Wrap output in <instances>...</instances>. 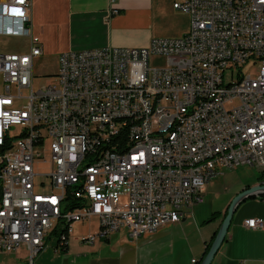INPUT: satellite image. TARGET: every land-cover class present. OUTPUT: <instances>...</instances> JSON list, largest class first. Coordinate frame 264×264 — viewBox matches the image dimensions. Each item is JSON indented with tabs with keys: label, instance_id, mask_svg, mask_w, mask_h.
Masks as SVG:
<instances>
[{
	"label": "built area",
	"instance_id": "obj_1",
	"mask_svg": "<svg viewBox=\"0 0 264 264\" xmlns=\"http://www.w3.org/2000/svg\"><path fill=\"white\" fill-rule=\"evenodd\" d=\"M173 7L190 17L184 35L62 52L58 84L35 90L44 49L32 0H0V37L30 39L26 53H0V253L25 247L33 264L49 240L67 243L71 224L92 219L102 237L137 239L193 214L224 169L264 170V0ZM152 55L166 66L152 67ZM37 160L50 165L39 184ZM68 197L80 206L67 210Z\"/></svg>",
	"mask_w": 264,
	"mask_h": 264
},
{
	"label": "crops",
	"instance_id": "obj_2",
	"mask_svg": "<svg viewBox=\"0 0 264 264\" xmlns=\"http://www.w3.org/2000/svg\"><path fill=\"white\" fill-rule=\"evenodd\" d=\"M174 1L116 0L118 13H113L110 0H32V35L41 41L43 55L57 54L58 60L68 50L144 47L154 38L179 37L189 31L190 26L179 34L175 18L182 12L174 9ZM26 39L29 47L23 53L30 50V39ZM263 178L264 170L253 169V182H239L220 193L217 199H225L219 205H208L205 200L180 222L137 239L124 229L110 238L102 237L97 219L74 222L67 236L68 248L64 250L55 238L51 239L34 257L33 264H196L218 232L233 198ZM215 212L221 214L212 220ZM248 218L264 219L263 195L248 198L238 206L211 264H264V228L244 227ZM92 236L94 241H90ZM28 256L25 247L14 253H0V264H29Z\"/></svg>",
	"mask_w": 264,
	"mask_h": 264
},
{
	"label": "rangeland",
	"instance_id": "obj_3",
	"mask_svg": "<svg viewBox=\"0 0 264 264\" xmlns=\"http://www.w3.org/2000/svg\"><path fill=\"white\" fill-rule=\"evenodd\" d=\"M175 24L178 26L179 34L184 33L189 29L190 18L183 13H178L175 18ZM177 34V35H179ZM29 47V41L24 37H0V53L2 52H24L27 51ZM152 67H165L166 66V57L162 55H152L150 59ZM251 70L250 66H247L244 69L245 73H248ZM58 71V56L57 54L46 53L41 58H39L34 64V74L35 78V90H38L40 87L48 84H58L57 78L55 75ZM235 75L238 74V68L234 69ZM227 81L231 82V69L227 71ZM3 88L2 78L0 76V91ZM36 183L39 184L44 178L41 174L48 172L50 165L48 162L44 163L40 160H37L36 165ZM253 169L255 167H250L247 165L237 167L235 169H224L223 174H220L213 178L208 185L210 194L206 196V202L208 205L210 203H215L219 205L220 201L217 199L221 194L227 192V189H230L231 186L236 185L239 182H253ZM207 188V192H208ZM120 194L122 199H126L128 188L127 186H121ZM217 193V195H216Z\"/></svg>",
	"mask_w": 264,
	"mask_h": 264
},
{
	"label": "water",
	"instance_id": "obj_4",
	"mask_svg": "<svg viewBox=\"0 0 264 264\" xmlns=\"http://www.w3.org/2000/svg\"><path fill=\"white\" fill-rule=\"evenodd\" d=\"M264 196V183H259L255 186H251L249 188L243 189L241 192H239L231 201L229 204L226 212V216L224 217L222 224L216 234V237L214 241L212 242V245L208 251V253L199 261L200 264H211L214 260L217 252L219 251L220 247L224 243L228 230L231 226L234 213L239 205H241L244 201H246L248 198L256 197V196ZM225 212V213H226Z\"/></svg>",
	"mask_w": 264,
	"mask_h": 264
},
{
	"label": "trees",
	"instance_id": "obj_5",
	"mask_svg": "<svg viewBox=\"0 0 264 264\" xmlns=\"http://www.w3.org/2000/svg\"><path fill=\"white\" fill-rule=\"evenodd\" d=\"M67 210H71V209H74L76 207H79L80 206V202L76 199H72L70 197L67 198ZM221 214V212H215L212 216V220L216 219L219 215ZM227 212L224 214V217L226 216ZM57 231H60V229H57L54 233H56ZM60 233V232H59ZM217 234V233H216ZM216 234L213 236V239L212 241L209 243L207 249H206V252H205V255L208 253L211 245H212V242L214 241L215 237H216ZM60 247H62L64 250H66L68 248V245L67 243H63L60 245ZM196 264H200V262H197Z\"/></svg>",
	"mask_w": 264,
	"mask_h": 264
}]
</instances>
